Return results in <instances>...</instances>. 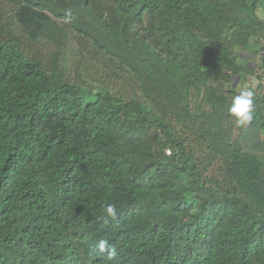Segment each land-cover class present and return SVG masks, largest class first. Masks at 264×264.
Here are the masks:
<instances>
[{"label":"trees","instance_id":"trees-1","mask_svg":"<svg viewBox=\"0 0 264 264\" xmlns=\"http://www.w3.org/2000/svg\"><path fill=\"white\" fill-rule=\"evenodd\" d=\"M12 1L25 40L0 32V264H264V95L251 125L229 114L259 77L263 0ZM39 39L48 64L25 50Z\"/></svg>","mask_w":264,"mask_h":264},{"label":"rangeland","instance_id":"rangeland-1","mask_svg":"<svg viewBox=\"0 0 264 264\" xmlns=\"http://www.w3.org/2000/svg\"><path fill=\"white\" fill-rule=\"evenodd\" d=\"M13 6L14 2L12 0H0V32L16 35L23 43L25 37L14 20L12 13ZM256 14L260 18L264 19V0L259 4ZM25 46V50L39 55L47 62V64L49 63L50 52L55 49L54 45L45 39H39L35 43L29 42ZM75 49V45L74 47L71 46V44L68 45L61 58L62 63L66 67L71 65V68H69L70 73H72V69L74 67L73 64L79 59V55L76 54ZM98 60L102 61L101 70L102 72H107L105 80L111 86V88L118 89L120 92H129V94L133 92L132 87L134 85V80L126 69L114 64L111 60L106 58L98 57L97 61ZM95 70L90 72V74L96 77L100 72V69H98L99 72H95ZM257 81L258 80H256L255 77H252L250 83L255 85ZM243 86L244 85L241 84L239 87L243 89ZM213 122H219V118L216 117Z\"/></svg>","mask_w":264,"mask_h":264},{"label":"clouds","instance_id":"clouds-1","mask_svg":"<svg viewBox=\"0 0 264 264\" xmlns=\"http://www.w3.org/2000/svg\"><path fill=\"white\" fill-rule=\"evenodd\" d=\"M255 103L254 93L252 90H246L240 94L234 96L229 107V114L234 118L237 125L246 127L251 125L254 119ZM106 217L105 223L108 222V218L115 219L117 217V208L115 204H107L105 206ZM93 251L97 254H103L108 252L109 256L115 255V249L111 247L109 241L106 239H100L94 245Z\"/></svg>","mask_w":264,"mask_h":264},{"label":"built area","instance_id":"built-area-1","mask_svg":"<svg viewBox=\"0 0 264 264\" xmlns=\"http://www.w3.org/2000/svg\"><path fill=\"white\" fill-rule=\"evenodd\" d=\"M260 64L261 68L259 69V77H258V85L257 83L255 85H252L251 82V78L253 76L249 75L247 76L248 78V82H245L243 85V89H241V91H246V90H253L256 93H259L260 95H264V53H260V55L257 58L255 65Z\"/></svg>","mask_w":264,"mask_h":264},{"label":"crops","instance_id":"crops-1","mask_svg":"<svg viewBox=\"0 0 264 264\" xmlns=\"http://www.w3.org/2000/svg\"><path fill=\"white\" fill-rule=\"evenodd\" d=\"M255 62L256 60L254 57H249L248 60L245 62V64L254 66Z\"/></svg>","mask_w":264,"mask_h":264},{"label":"water","instance_id":"water-1","mask_svg":"<svg viewBox=\"0 0 264 264\" xmlns=\"http://www.w3.org/2000/svg\"><path fill=\"white\" fill-rule=\"evenodd\" d=\"M235 83H236V81H235Z\"/></svg>","mask_w":264,"mask_h":264}]
</instances>
